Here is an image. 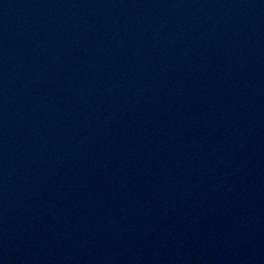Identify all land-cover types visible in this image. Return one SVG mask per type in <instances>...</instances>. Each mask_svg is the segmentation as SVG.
I'll return each mask as SVG.
<instances>
[{
  "label": "water",
  "instance_id": "obj_1",
  "mask_svg": "<svg viewBox=\"0 0 264 264\" xmlns=\"http://www.w3.org/2000/svg\"><path fill=\"white\" fill-rule=\"evenodd\" d=\"M0 264H264V0H0Z\"/></svg>",
  "mask_w": 264,
  "mask_h": 264
}]
</instances>
